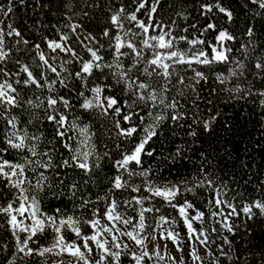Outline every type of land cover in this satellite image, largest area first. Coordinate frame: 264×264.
<instances>
[{"label":"trees","instance_id":"obj_1","mask_svg":"<svg viewBox=\"0 0 264 264\" xmlns=\"http://www.w3.org/2000/svg\"><path fill=\"white\" fill-rule=\"evenodd\" d=\"M141 3L145 6L137 11ZM217 3L233 13L231 21L218 8L214 7L211 12H207L202 7ZM0 4L7 6L8 0H0ZM120 8L124 9L120 14L122 29L117 28L111 20ZM133 13L137 17L136 21L129 18ZM139 22L152 25L147 34L138 27ZM8 23H12L13 27L21 31L29 43L15 44L14 41L19 39L18 37L5 36L4 51L8 52V57L4 62H0V68L9 74L0 75V83H11L24 99L35 100L37 95L41 98L63 96L70 102L71 108L66 110L59 103L56 107L77 124L89 125L90 132L95 133L92 143L101 158L99 168H94L88 177L78 169L48 170L45 174L53 187L38 194L31 189L28 192V195H38L39 208L43 213L57 219L68 216L78 219L82 236H90L98 231L89 223H85L92 220H99L101 226H115L122 231H133L131 225H123L119 221L109 222L106 219L105 211L109 207V201L115 200L118 204L116 212L122 218H132L133 224L138 222L141 207L152 208V212L145 213L147 227L144 234L167 236L169 232H181V219L184 215L180 213L179 207L190 203L193 207L186 208L185 215L192 222L196 240L199 242L206 236L209 241L207 246L200 244L205 250L209 264H217V256L218 264H230L232 260L228 253L234 257L236 264H264V213L253 209L254 217L248 218L242 212L244 206L255 201L264 202V96L259 94L264 92V71L255 68L257 62L264 64V9L259 8L258 4H253L251 0H25L23 4H20L19 0H13V12L4 18V25H0L5 27V32ZM209 23L215 24L216 28H208ZM73 27L75 31L72 30ZM248 27L253 28L252 37L246 35ZM222 30H226L235 39L218 43V33ZM105 31L109 33L108 36L104 35ZM165 32H170L172 37L177 38L175 47L186 53V58L203 51L209 60H213L215 49L224 51L228 60L213 61L211 64L194 62L190 65H176L178 74L184 77L185 85L188 86L178 85L177 88L183 89L182 93L172 89L167 95L169 99L175 97L178 101L177 111L183 114V118L173 121V110L152 109L153 116H167V119L160 122L157 136L145 145V153L150 151L153 154L148 156L142 153L140 165L133 162L128 165L127 171L121 170L117 168L116 162L122 160L125 154L130 153L140 143L145 135L144 128L151 123V117L147 115L148 109H135L140 116L145 117L142 123L135 114L131 121L125 122L122 115L127 113V109L122 112L121 117H104L100 115L99 109L82 108L85 97L91 98L89 89L97 85L111 82V91L106 89L105 94L115 95L121 100L128 99L131 93L124 95L120 91L122 85L105 81L102 74L96 70L93 75L87 76L86 81L77 79L75 72L80 71L84 63L92 61L89 48L98 50V55L111 62L117 35L125 41L134 40L140 48L144 39ZM132 33L136 35L133 37ZM65 36L67 39H61ZM179 37L187 39L181 40ZM192 40L203 43L193 45L189 43ZM49 41L61 43L68 51H53L48 47ZM37 44L40 45L39 49L35 47ZM122 51L131 52L127 48ZM41 52L48 59L49 65L56 68L59 77L40 60ZM144 53L146 59L151 58L148 49L145 48ZM131 59V55L123 58L125 67L130 65ZM235 61H239L244 67L241 69ZM25 66L37 79H41L43 74L41 83L44 84L46 80L47 84L42 88L26 86L23 83L27 78L23 71ZM233 70L236 71L235 76L230 75ZM195 72H202L206 79L195 83ZM218 76L228 79L222 84ZM152 79L158 78L154 76ZM172 79L175 81V75ZM17 80L20 83H16ZM61 80L67 87L60 83ZM237 86L241 89L240 92L234 90ZM81 92L84 95H80ZM33 112L41 119L27 124V128L30 133L43 132L44 139L40 144V150L43 151L46 150L48 141L53 139V125L46 120L41 122L44 113L40 109L25 105L23 109L13 110V114L17 115L21 122L28 121ZM213 117L215 119H212ZM115 119L120 120L121 127H135L137 131L130 137L119 135L115 128ZM206 121L209 122L207 130L204 127ZM4 127L0 121V129ZM2 141L3 135L0 132V143ZM55 142L57 156L54 157V162L69 158L71 154L60 144L58 138ZM2 146L8 147L7 144ZM178 148L179 156L176 155ZM94 158H90V162ZM4 159L16 162L17 150L9 148L4 153ZM39 171L41 169H37V172ZM128 172L137 174L129 177ZM144 172L148 175L144 176ZM203 173H207L209 180L215 181L214 187L224 191V198L231 200L240 213L230 217L228 221L232 225V232L224 227L222 217L212 215L219 210L213 203V188L197 186ZM117 176L126 180L129 186L116 189L113 181ZM60 179L64 180L63 185L59 184ZM72 182L78 184L75 196L68 192L67 186ZM151 186L175 187L178 192L174 198H170L169 203L164 197L152 195L148 190ZM132 188H139L140 191L134 192ZM17 195L18 190L0 178V207L14 201L16 202L13 207H18L20 201L16 199ZM133 197L151 199H145L143 205H138ZM82 200L90 202L82 205ZM129 201L132 203L129 204ZM200 212H203L204 216L195 219ZM13 213L0 212V264H56L59 260L69 264L73 261L74 258L67 253L63 256L46 254L44 257L24 256L19 253L16 236L23 240L26 234L14 233L10 225V215ZM161 217L164 220H161ZM62 233L66 242L83 243L70 227L62 229ZM56 235L53 229L48 227L42 234L37 233L33 237L35 243L30 241L29 246L41 249L50 247ZM120 240L131 246V252L139 253V248L126 236H121ZM224 240L231 242L227 248L222 245ZM89 244L93 247L95 257V246L91 241ZM191 246L195 249L196 242L192 241ZM148 250L151 252L152 246L148 245ZM159 251L164 257L163 260L146 259L144 264H171L161 246ZM131 252L128 249L123 250L120 264H135Z\"/></svg>","mask_w":264,"mask_h":264},{"label":"snow or ice","instance_id":"obj_2","mask_svg":"<svg viewBox=\"0 0 264 264\" xmlns=\"http://www.w3.org/2000/svg\"><path fill=\"white\" fill-rule=\"evenodd\" d=\"M25 0H19L20 4H23ZM253 4H258L259 8L264 9V0H251ZM144 3H141L137 9L144 8ZM207 12H211L212 9L218 8L221 13H224L228 20L231 21L233 18V13L220 6L219 3L203 5ZM155 11V9H153ZM13 12V0H8L7 6L0 4V25H4V18L8 16L9 13ZM124 12L123 8L119 9V12L111 17L112 23L117 28H123L121 23L120 14ZM130 20L136 21L137 17L135 13L130 15ZM138 27L142 29L144 34H147L149 28L152 25H146L143 22L138 23ZM208 28L215 29L216 25L209 23ZM7 32H5V27H0V62H4L8 57V52L4 51L5 47V36L11 37L15 36L19 39L15 40V44H25L27 45L29 41L23 37L21 31L13 27L12 23L6 25ZM75 31V27L72 29ZM185 31H187L185 29ZM108 32L105 31L104 35L108 36ZM127 36L128 33L126 32ZM136 34L132 33L134 37ZM246 35L252 37L254 35L253 28L248 27L246 29ZM61 39H67V37H61ZM175 37L171 36L170 32H165L159 36H150L147 39L142 41V47L138 48L134 40H123L119 35L115 37L114 52L111 62L105 61L104 57L97 54V51L89 48L91 55L93 57L91 62L84 63L80 71L75 72V77L80 80L87 79L88 75H93L94 70L102 74L105 81H114L118 85H122L120 91L124 95H128L130 92L131 95H128V99H117L115 95H106V89L111 91L112 83H105L102 85H97L94 88L89 89L91 93V98L85 97V102L81 105L84 109H99L100 115L107 117L112 115L113 117H121L122 112L127 109V113L122 115V119L125 122H129L132 119L133 114L138 116L140 121L143 123L145 117L140 116L138 111H135L136 108L148 109L147 115L151 117V123H149L144 128V137L138 143L134 149L123 156V159L116 162L118 169L127 171L128 165L130 163H135L136 165L141 164V154L145 153V145L155 136H157V129L161 121L167 119L165 115H155L153 116L152 109H159L163 111L164 109L173 110L171 119L173 121H179L183 118V114L178 109V101L173 97L172 99L168 98V93L172 89H177L178 92L183 91V89L177 88L178 85H185V79L183 76H180L177 72L176 65L192 64V63H202V64H211L213 61H227L228 57L225 55L224 51H216L213 57V60L207 58V54L203 51L193 54L191 58H186L187 54L181 52L175 47L176 43ZM181 40H186L187 37H179ZM235 37L229 34L226 30H222L218 33V43L224 41H232ZM154 42V43H153ZM203 43V41L192 40L189 41L191 44ZM251 43V41H249ZM36 49L40 48V45H35ZM48 47L53 51L56 49H62L68 51L61 43L55 41H49ZM242 47H246L242 45ZM130 49L131 52L122 51V49ZM148 49L150 52L151 58L146 59L144 49ZM168 50V51H161ZM230 51V49H229ZM131 55V63L129 66L125 67L123 58ZM203 58V59H201ZM40 60L43 61L44 65L48 66L51 72L56 73L59 77V73L55 67H52L48 63V59L40 53ZM241 69L244 67L243 64H240L239 61H235ZM255 68L261 71H264V64L257 62ZM23 71L27 74V78L23 83L27 85H34L37 88H42L47 84L41 83L43 79V74H41V79H37L31 71L25 66ZM9 73L3 71L0 68V75L7 76ZM243 73L241 72V75ZM175 75L176 79L173 81L172 77ZM230 75L235 76L236 71L233 70ZM158 79L153 80V77ZM162 78V79H159ZM195 83H199L200 80L206 79L205 75L202 72H195ZM220 83H225L227 77L218 76L217 77ZM16 83H20L19 80ZM60 83L67 87L63 80ZM188 85H185L187 87ZM50 87V85H49ZM193 90H195L193 85ZM236 92H240L239 86L234 89ZM249 93L251 89L249 88ZM261 96H264V92L259 93ZM80 95H84L83 92ZM61 104L64 109L68 110L71 108L70 102L64 99L63 96H57L53 98L52 96H46L41 98L39 95L36 96V99H24L20 97L17 89L12 86L11 83L6 81L0 83V121L3 122L4 128L0 129L3 135V141L0 143V178L10 184L12 187L18 190L17 200L20 201L18 207H13V203L7 204V206L0 207V212L5 214H11L13 212L17 213L20 220H18L17 215H10V225L14 230V233L24 232L26 234L25 238L21 240L19 236H16L18 244V252L24 254V256H40L44 257L46 254H55L56 256H63L67 253L71 256L73 261H70L69 264H120L121 255L124 249H128L131 252V246L125 244L120 240L121 236H126L133 245L139 248V253L131 252V258L135 261V264H144L145 260H163L164 257L161 255L159 248L160 244L155 243L156 238L154 236L145 235L144 230L147 227L145 224V213L152 212V208H143L141 207L138 213V222L133 224L132 218H122L120 214L116 212L118 207L117 201L110 200L109 207L105 211L106 219L111 221H119L123 225H131L133 231L121 230L115 226L100 225L99 220L85 221L89 223L93 229H98L90 236H82L81 230L79 227V220L71 216L57 219L55 216H49L43 213L39 208V198L38 193L44 192L45 189H51L53 186L49 181V177L45 174L48 170L55 169H73L80 170L85 177H88L92 173L94 168H99L100 166V156L95 151V144L92 143V137L95 135L94 132H90L89 125H79L75 120H70L69 115L65 114L64 111H61L60 108H57V104ZM27 105L32 109H40L44 116L41 120L53 125V139L48 141L46 145V150H40V144L44 139L43 132L36 134V132H29L27 124L33 123L34 120H40L41 118L37 113H31V118L26 122H21L18 119L17 115L13 114V110L23 109ZM26 110V109H25ZM212 119H215L213 117ZM115 128L118 131V134L121 136L130 137L133 133L137 131L135 127L123 128L121 127L120 120L115 119L114 121ZM205 129L209 127V122H205ZM195 135V133H191ZM59 139L60 144L67 149L71 154L67 159H58L54 162V157L57 156V144L56 139ZM2 144H7V148L3 147ZM50 145V147H49ZM17 150L18 159L16 162L11 160L4 159V153L8 149ZM148 156H151L152 152L145 153ZM62 155V154H59ZM107 155V153H105ZM176 155H180V149H177ZM95 157L91 160L90 158ZM7 169V171L5 170ZM37 169L41 171L37 172ZM31 174V176L29 175ZM135 172H128V176L131 177L136 175ZM144 176H147L148 173H142ZM59 176V173L57 172ZM35 177V180H33ZM87 181L85 180V183ZM59 184L63 185L64 180L60 179ZM114 187L116 189H121L128 187V182L122 180L121 176L115 177L113 181ZM27 185V187H25ZM215 181L209 180L207 173H203L199 179V187H212L215 193L214 196V205L219 209L216 212H213V216L222 217V223L224 227L227 228L230 232L233 231L232 225L228 223L230 217L240 215L237 212L236 206L232 203L231 200L225 199L226 193L219 188H215ZM68 192L71 196L76 195L78 188L77 182H72L68 186ZM32 190L34 195H28L29 190ZM152 195L164 197L169 200L174 198L177 195L178 189L175 187H165L159 188L151 186L148 189ZM192 189H189L191 191ZM132 191L139 192V188H132ZM54 195H59L60 193H53ZM145 199H151V197L139 198L133 197V200L138 205H143ZM90 201L82 200V205H87ZM129 204L132 201L128 202ZM175 207V205H173ZM193 205L186 203L183 206L179 207V211L184 215L187 229L189 230V235L195 232L191 220L185 215L186 208H192ZM253 209H258L260 213H264V202L255 201L247 206H244L242 212L248 216V218H253L255 213ZM59 211V209L57 210ZM158 211V209H157ZM204 216L203 212L198 213L195 219H201ZM161 220H164L161 217ZM51 227L53 231L57 234L54 238V243L50 247L44 248H33L29 246V242L35 243L33 237L37 233H43L46 228ZM70 227L77 237H80L83 240L82 244H76L75 242H66L65 237L62 233V229ZM203 235V233H201ZM179 236V233L169 232L167 236L161 235V239H176ZM199 239V237H197ZM89 241L95 246L97 255L93 256V247L90 246ZM201 245L207 246L209 241L205 236L203 239L199 240ZM229 245L231 242H228ZM152 244V251L149 252L148 245ZM166 246V245H165ZM179 251H183L182 248H179ZM127 255L128 253H124ZM223 254V253H222ZM215 255V254H214ZM189 258L193 260V264L200 262L202 264V258L196 254L195 250L189 252ZM172 261V264H177L175 257L169 258ZM218 264L219 257H216ZM56 264H65L64 260H59ZM179 264H184V261L181 260Z\"/></svg>","mask_w":264,"mask_h":264},{"label":"rangeland","instance_id":"obj_3","mask_svg":"<svg viewBox=\"0 0 264 264\" xmlns=\"http://www.w3.org/2000/svg\"><path fill=\"white\" fill-rule=\"evenodd\" d=\"M12 215H17L18 220L21 219V217H19V215L15 212ZM181 227H182V230L179 233V236L176 237L175 240L172 239V237H169L168 239H161L160 235H157V236L154 235V237L156 238L154 242L160 244L167 258L175 257L177 263L183 260L184 263L193 264V260L189 258V252L193 250V247L191 245H192V241H194L196 242V248L194 250L196 254H198L202 258V264H209L207 257H205V250L200 245V243L196 240L195 234L193 233L190 238L189 230L187 229L184 217H182L181 219ZM179 240H182L184 243L183 242L180 243ZM149 245L152 246V244H149ZM222 245L224 248H227L228 241L224 240ZM178 246L179 248H182L183 251H179ZM228 256L232 260L230 264H236V262L234 261V257L231 256L229 253H228ZM171 264H172V261H171ZM197 264H200V262H197Z\"/></svg>","mask_w":264,"mask_h":264}]
</instances>
